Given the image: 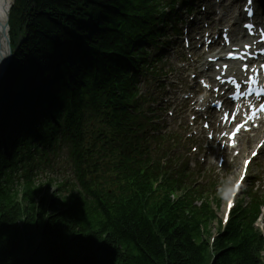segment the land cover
Instances as JSON below:
<instances>
[{"label": "trees", "instance_id": "1", "mask_svg": "<svg viewBox=\"0 0 264 264\" xmlns=\"http://www.w3.org/2000/svg\"><path fill=\"white\" fill-rule=\"evenodd\" d=\"M145 1L15 0L11 41H26L0 85V123L26 115L39 122L47 97L57 102L61 128H38L45 148L17 144L26 148L12 149L11 160L0 154V264H264L258 204L238 207L223 230L207 203L196 205L198 192L173 200L178 188L169 175L137 162L125 64L137 59L129 41ZM65 143L74 145V173L86 195L101 197L107 173L122 181V196L87 203L75 198L72 183L50 194L53 181L37 185L25 176L20 160L32 167ZM215 220L219 235L211 243Z\"/></svg>", "mask_w": 264, "mask_h": 264}, {"label": "rangeland", "instance_id": "2", "mask_svg": "<svg viewBox=\"0 0 264 264\" xmlns=\"http://www.w3.org/2000/svg\"><path fill=\"white\" fill-rule=\"evenodd\" d=\"M9 63H10V61H9ZM7 68H8V66H7ZM5 73H6V71H5ZM239 174H240L239 166H238V169L235 171H234V167H229L227 170H225V173L218 179L220 187H219V191H218L219 194L217 197V201L221 202V205H219L220 208L218 210L220 213V217H222L224 214L226 201H227L228 197L230 196L232 186L237 181ZM247 185L245 187H247ZM238 200H239V198H238ZM214 227L217 228L216 226H214ZM258 227L264 231V215L260 219V221L258 223Z\"/></svg>", "mask_w": 264, "mask_h": 264}, {"label": "water", "instance_id": "3", "mask_svg": "<svg viewBox=\"0 0 264 264\" xmlns=\"http://www.w3.org/2000/svg\"><path fill=\"white\" fill-rule=\"evenodd\" d=\"M10 8L11 7H9L8 10H7V13L5 15L4 21L0 22V34L5 35V40H6V44H7L6 49H8V50H5V52L8 55L5 56L2 66H0V80H1V77L5 73L7 66L9 65L8 64L9 61L11 62V60H12V58H11L12 57V55H11L12 54L11 43H10V39H9V35H8V32H9L8 18H9V10H10ZM23 41H24L23 38H21L20 39V43H22Z\"/></svg>", "mask_w": 264, "mask_h": 264}, {"label": "bare ground", "instance_id": "4", "mask_svg": "<svg viewBox=\"0 0 264 264\" xmlns=\"http://www.w3.org/2000/svg\"><path fill=\"white\" fill-rule=\"evenodd\" d=\"M13 0H0V22L4 21L8 8L11 6ZM7 44L5 35L0 34V66H2L5 56L8 54L5 52Z\"/></svg>", "mask_w": 264, "mask_h": 264}, {"label": "snow or ice", "instance_id": "5", "mask_svg": "<svg viewBox=\"0 0 264 264\" xmlns=\"http://www.w3.org/2000/svg\"><path fill=\"white\" fill-rule=\"evenodd\" d=\"M249 2H250V0H249ZM244 128V125H240L238 128H237V133L241 130V129H243ZM235 137H233V139H234ZM261 147H264V145H261ZM253 155H256V153H253ZM249 163H251V161H245L244 162V168H245V170L247 169V166H248V164ZM237 187H239V185H237ZM232 205L231 204H229V207H231Z\"/></svg>", "mask_w": 264, "mask_h": 264}]
</instances>
